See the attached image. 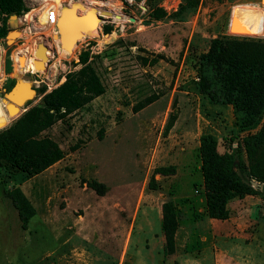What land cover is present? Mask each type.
<instances>
[{
	"label": "rangeland",
	"instance_id": "1",
	"mask_svg": "<svg viewBox=\"0 0 264 264\" xmlns=\"http://www.w3.org/2000/svg\"><path fill=\"white\" fill-rule=\"evenodd\" d=\"M65 1L25 0L27 15L8 19L17 33L0 39V97L10 79L18 82L20 62L32 89L10 123L40 103L35 88L49 91L80 67L82 49H90L106 89L44 131L64 151L61 160L33 176L0 164V264H167L174 252L165 247L162 203L175 204L179 230L188 215L199 219L205 207L200 135L211 133L223 152L236 147L233 136L264 122L263 112L256 124L241 129L231 105L208 102L197 87V58L217 35L242 36L228 29L233 6H253L256 21L264 22V0H199L194 10L160 20L151 17L154 7L172 14L181 0H69L94 6L114 1L122 15L105 16L72 54L56 47V32L44 23L47 8ZM103 25L111 32L104 34ZM39 43L46 46L44 58L36 55ZM171 114L176 119L166 130ZM165 165H175V173L155 174L151 187L154 168ZM92 180L103 184V194L87 185ZM16 186L36 211L26 228L4 194ZM180 243L182 233L175 250L183 249Z\"/></svg>",
	"mask_w": 264,
	"mask_h": 264
},
{
	"label": "trees",
	"instance_id": "2",
	"mask_svg": "<svg viewBox=\"0 0 264 264\" xmlns=\"http://www.w3.org/2000/svg\"><path fill=\"white\" fill-rule=\"evenodd\" d=\"M199 0H181L178 10L167 13L154 7L151 17H177L194 10ZM25 0H0V39L10 31L8 19L29 10ZM112 30L103 25V33ZM245 36V35H242ZM80 67L65 74V80L47 91L44 85L35 88L40 103L23 111L8 126L0 130V164L15 172L37 175L64 157V151L44 131L58 120L75 112L105 92V85L90 59V49L78 54ZM197 87L208 102L231 105L241 129L252 127L264 112V39L217 35L210 39L196 64ZM15 81L4 86L9 91ZM176 119L171 114L166 126L169 130ZM236 147L220 152L211 133L199 137L200 170L204 186L205 214L210 218L227 219L228 203L234 198L264 193V122L253 131L233 136ZM175 165L154 168L150 186L156 187L154 175H171ZM87 185L103 194L102 183L92 180ZM5 196L16 209L20 225L26 228L35 214L31 201L18 186L4 190ZM162 232L169 254L176 249L175 234L179 226L176 207L172 200L161 205Z\"/></svg>",
	"mask_w": 264,
	"mask_h": 264
},
{
	"label": "crops",
	"instance_id": "3",
	"mask_svg": "<svg viewBox=\"0 0 264 264\" xmlns=\"http://www.w3.org/2000/svg\"><path fill=\"white\" fill-rule=\"evenodd\" d=\"M253 13V6H233L230 31L235 24L237 34L264 36V22H257ZM228 208L230 215L223 220L208 217L205 207L199 219L188 215L182 230L177 229L175 235L177 240L182 233L179 245L183 249L175 250L172 261L166 263L176 264L178 260V264H264V193L234 198Z\"/></svg>",
	"mask_w": 264,
	"mask_h": 264
},
{
	"label": "bare ground",
	"instance_id": "4",
	"mask_svg": "<svg viewBox=\"0 0 264 264\" xmlns=\"http://www.w3.org/2000/svg\"><path fill=\"white\" fill-rule=\"evenodd\" d=\"M69 2L70 6L69 7H64L63 5H59L58 11V18L56 20V27H57V33L56 37H58L57 34H59V45L61 46L62 49L66 50L64 54H72L74 47L76 46L77 42L84 38V37H89L92 36L93 33L95 34V31L99 29L100 23L101 22H96L95 16H94V9L90 6L94 5H83L80 2H70L69 0L65 1V3ZM64 4V3H63ZM105 5L106 8L103 6ZM75 7H79V10H84L83 13H77L78 9ZM74 8V9H73ZM110 8V9H108ZM98 12L103 11L102 15L105 17H116L118 19L122 18L121 14H118L119 8L118 4L115 3L114 1H106V2H101L99 6L96 8ZM61 12V13H60ZM64 22V27L62 26ZM233 22L232 15H231V24ZM97 23V24H96ZM96 24V25H95ZM88 28V30H84L80 36H78L74 41L73 37L75 36L76 33L79 31H82L83 29ZM234 28V27H232ZM229 29V28H228ZM97 33V32H96ZM56 39V41H57ZM70 43L72 42V45L69 48H64V43ZM76 49V47H75ZM64 52V51H63ZM32 61H35V66H42V63L37 60L32 59ZM21 63V71L18 73L16 79L18 80V85L16 88L13 90V95L14 98L17 100L28 92L27 84L25 83V80L29 81L30 77H26L28 74L26 70L23 68V64ZM33 63V62H32ZM23 76V77H22ZM24 80V81H23ZM31 96V95H29ZM26 96L24 99L18 103V104H9L6 103L4 99L0 97V126L2 124H9L10 120L16 116V113L19 112L20 106L25 102V99H27ZM4 104V105H3ZM4 106L9 108H14L13 112L5 113ZM12 116V117H11ZM2 128V127H1Z\"/></svg>",
	"mask_w": 264,
	"mask_h": 264
},
{
	"label": "water",
	"instance_id": "5",
	"mask_svg": "<svg viewBox=\"0 0 264 264\" xmlns=\"http://www.w3.org/2000/svg\"><path fill=\"white\" fill-rule=\"evenodd\" d=\"M63 6L64 7H69L70 6V3L69 2H67V3H64L63 4ZM90 7H92V9H94V10H97L96 8H97V5H95V6H90ZM75 8H77L78 9V11H79V7H75ZM74 9V8H73ZM60 11H61V9H60ZM61 13V12H60ZM102 13H103V11H101V12H98V11H96V12H94V16H95V19H96V22H104V16L102 15ZM231 13H232V9H231ZM230 13V18H229V22H228V28H230L231 27V14ZM10 17H15V18H17V16L16 15H11ZM97 24V23H96ZM95 24V25H96ZM62 26L64 27V22H63V24H62ZM233 27H236L235 26V24H233ZM84 30H88V28H85V29H83L82 31H79L78 33H76L75 34V36L73 37V41L78 37V36H80V34H82L83 32H84ZM14 33H17V31H15V29H10V31L8 32V34L6 35V38L8 39V40H10V37H11V35L12 34H14ZM59 37V36H58ZM234 37H255V36H234ZM72 45V42H70V43H64V48H69L70 46ZM44 50H46V46L44 45V44H42V43H39V45H38V47L36 48V55H40L41 56V58H44V57H46V54H45V52H44ZM38 61V60H37ZM40 61H38V63H39ZM18 85V82H15V84L13 85V87L9 90V91H7L4 95H5V98H4V100L6 101V103H8V105L9 104H18V103H20L23 99H24V97H26V96H29L30 95V93L32 92V89H30L28 86H27V88H28V92L26 93V95H24L23 97H21V98H19V99H15L14 98V95H13V90L16 88V86ZM3 99V98H2ZM30 98H27V99H25V102L27 101V100H29ZM25 104V103H24ZM2 110H4V112H5V110H6V112H13V110H14V108L12 107V108H9V106L7 107H5L4 106V108L2 109ZM5 112V113H6ZM6 127V126H5ZM4 127H2V128H0V130L1 129H3Z\"/></svg>",
	"mask_w": 264,
	"mask_h": 264
},
{
	"label": "built area",
	"instance_id": "6",
	"mask_svg": "<svg viewBox=\"0 0 264 264\" xmlns=\"http://www.w3.org/2000/svg\"><path fill=\"white\" fill-rule=\"evenodd\" d=\"M58 11H59V7L52 5L49 6L46 10V14L44 16V23L47 24L48 26H51L54 29V33H57V27H56V20L58 18ZM27 15L24 13V16ZM32 26L31 22H29L27 24V28L30 29ZM59 36V34H57ZM59 39V37H57ZM55 41V45L56 47H58L59 45V41Z\"/></svg>",
	"mask_w": 264,
	"mask_h": 264
}]
</instances>
